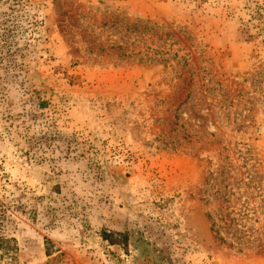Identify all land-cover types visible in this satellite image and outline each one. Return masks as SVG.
<instances>
[{
  "label": "rangeland",
  "instance_id": "obj_1",
  "mask_svg": "<svg viewBox=\"0 0 264 264\" xmlns=\"http://www.w3.org/2000/svg\"><path fill=\"white\" fill-rule=\"evenodd\" d=\"M31 3L0 51V264H264V0Z\"/></svg>",
  "mask_w": 264,
  "mask_h": 264
},
{
  "label": "trees",
  "instance_id": "obj_2",
  "mask_svg": "<svg viewBox=\"0 0 264 264\" xmlns=\"http://www.w3.org/2000/svg\"><path fill=\"white\" fill-rule=\"evenodd\" d=\"M0 7H6L5 10H0V51H5L11 57L18 51L20 36L27 35L25 40L28 45L34 41V35L40 34L43 24L34 15H29L31 0H0ZM16 250L15 240L4 237L0 231V257L6 256L11 260Z\"/></svg>",
  "mask_w": 264,
  "mask_h": 264
}]
</instances>
